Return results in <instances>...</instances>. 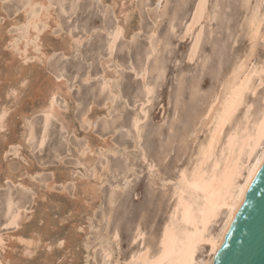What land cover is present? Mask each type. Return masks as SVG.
Here are the masks:
<instances>
[{
    "label": "rangeland",
    "instance_id": "1",
    "mask_svg": "<svg viewBox=\"0 0 264 264\" xmlns=\"http://www.w3.org/2000/svg\"><path fill=\"white\" fill-rule=\"evenodd\" d=\"M20 1L0 0V81L3 82H0V105H7L12 109L4 117L5 127L0 130H3L0 132V235L5 240L2 242L3 246H0V259L9 257L5 264H101L102 259L108 261V264H116L117 261L118 264H125L131 253L141 247V240L135 243L131 241L137 225H141L145 232V243L155 245L159 229L172 204L171 191L178 170L188 163L194 153L195 144L190 143L193 141L190 133L192 127L195 128L198 114L205 110L209 95L217 90L219 81L241 60L243 54L242 59L249 53L251 43L247 37L246 23L251 7L258 1L250 0L248 4L245 0L243 7V0H132L135 2L133 4L129 0H49L51 17H56L48 22L47 26H51V30L39 25L38 39L44 43L40 49L50 54L46 53L48 58H45L44 64L41 61L44 57L41 60L35 57L40 53L38 51L32 52L31 56L27 53L25 61H22L20 53H17L15 59L9 57L12 46L8 43V38L17 34L16 28L11 24L16 22L15 18L19 21L24 17L22 9L25 0ZM55 3L57 4L54 5ZM111 3L115 6H111ZM116 4H121V8ZM244 8H249V12H245ZM120 9L131 13L121 15L125 18L123 20L118 14ZM197 12L198 22L186 35ZM245 19L246 22H243ZM116 22L124 25L123 34L109 53L108 34ZM261 29L264 32V26ZM243 31H247V34ZM262 43L264 44L259 41L258 48H255L252 59L254 64H260L264 60ZM103 62L104 65L108 62L105 65H108L107 68L103 66ZM22 64L26 66L23 67ZM27 67H30L26 75L27 84L24 83L25 87L16 85L20 89L18 97L14 100L13 96H5L6 78L14 73L19 78L20 72L27 73ZM102 73L104 77L105 74L107 77L112 73L114 76L116 74V77L111 76L116 81L112 78L105 91L100 86ZM144 84L151 87L150 98L146 97ZM57 85H63L65 89L60 87L58 94L62 98L58 94L54 98L55 104H60L56 106H59L58 113L61 116L57 114V117L55 115L51 118L47 125L49 128H46L50 130L47 131L48 134L45 132L46 142L39 148L45 123L41 108L38 107L46 104L49 92ZM65 91H68V95ZM64 93L68 96L67 99ZM146 98L150 99L149 102H146ZM143 102L145 118L141 115L140 138L136 139L131 121L139 113ZM59 119H62V124ZM89 120L92 123L90 127L87 124ZM29 130H33L34 140L26 139ZM21 136L24 140H29L28 143ZM201 139L202 134L198 140ZM105 144L111 145L115 150H111L108 145L107 149ZM100 146L104 148L101 149ZM87 147H91V153ZM3 150L8 152L3 153ZM93 158L97 160L96 163ZM80 159L86 160L85 163L81 164ZM87 161L94 165L86 163ZM179 165L181 166L178 167ZM89 166L90 170L87 168ZM8 169L11 174L6 172ZM95 171L98 178L93 177ZM155 178L157 179L154 180ZM46 184H50V188ZM112 193H117L116 199ZM6 195L14 198L13 201L19 203L15 208H19L20 213L23 212L20 218L22 220H19L21 222L16 228L5 223ZM109 212H112L111 216H108ZM214 227L216 224L212 225V229ZM19 236L22 237V242L17 240ZM29 240L34 241V244L23 250L25 242ZM105 241L107 242L104 243ZM102 244L107 245L113 254L110 255V261L101 258L104 256ZM204 251L199 254H204Z\"/></svg>",
    "mask_w": 264,
    "mask_h": 264
},
{
    "label": "bare ground",
    "instance_id": "2",
    "mask_svg": "<svg viewBox=\"0 0 264 264\" xmlns=\"http://www.w3.org/2000/svg\"><path fill=\"white\" fill-rule=\"evenodd\" d=\"M48 1L49 0H25L23 3L24 6L22 9L23 13H24L23 19L20 18L21 21H20V19L18 21L15 18L16 22L12 21L14 23H12V24L9 23V24H11V26L16 28L15 30H17L16 35L14 34L15 30L13 28L14 32H12V31L11 32L14 34V36H11L9 38L7 36L8 43L11 44V46H12V49H10L11 54L9 55V57L11 56L10 59H13L17 55V53L18 54L20 53L19 55L22 57V61H25L28 58V56L26 55L27 53L30 55L32 52L38 51L40 53H38V55H35V57H38L40 60H41V58L44 57L43 60H41V61L43 62V64L46 62V61L44 62V60H45V58L46 59L48 58L47 55L49 53L46 52L47 53V55H46V53H44V51H41L40 48L43 46L44 43L42 44L38 38L40 36L39 25H41L42 28L48 27L47 25H48L49 20L52 18L55 20V17H56L54 15L51 17V4ZM76 1L77 0H75V2ZM129 1H131L132 4L134 2L132 0H129ZM158 1H160V0H158ZM243 1H244L243 7L248 1L250 2V0H247L246 3H245V0H243ZM255 1H258V2H255L256 5L254 7H251L252 8L251 10L248 8L250 10V13H249V16L247 18V23H246V27L248 30L247 37L249 39V43H251L250 44L251 46L250 47L248 46L250 48L249 53L248 54L246 53L247 55L245 54L246 55L245 58L242 59L244 57L243 56L244 54H243L242 57H240L241 60L239 59V61L231 67V70L229 72L227 71L228 72L227 75H225L222 79L219 78V80L220 79L221 80L219 81V85H217V87H218L217 90L212 95L211 94L209 95L210 99L209 100L207 99L208 101L206 102L207 104H206L205 110L204 111L201 110V112L198 114L199 116L197 119V123L195 124V128L192 127L193 129L192 128H191L192 130L190 129L192 131L190 133L191 134L190 136H191V139L193 141H191V142L188 141V142L195 144L194 153H193V155L191 154L192 157L190 156L191 157V158L189 157L190 159L188 158L189 159V161L187 160L188 163L185 164L184 166H182L178 170L174 184L171 182V184H173V186H172L173 188L171 191V197H170L171 201H172L171 207L169 208L167 217L164 220L162 227H160V229H159L160 232L156 238V241L155 242L152 241L151 240L152 238L149 239L152 242H154L155 245L153 246L152 244L145 243V241H144V239L146 238V237L144 238L145 232L142 231L141 225H137V227L134 229V234H133V237H131L132 238L131 241H132V243H135L138 240H141V244H140L141 247L137 251L131 253L129 258L125 262V264H145L146 261H156L165 252L164 245H165V234L166 233H168V236H169V239L167 242L168 248L173 251L172 258L177 262V264H213L215 256L217 255V252L219 251L221 245L224 243L225 237L230 230L229 229L230 226L233 224L239 210L241 209L242 205L244 204V202L247 198L248 192L251 189L253 182L255 181L259 171L261 170V168L264 164V139H262L260 136V125L262 122H264V60L260 61L261 63L259 61H257L260 64H256V63L254 64L252 62V59L254 57L253 55L255 54L254 52L256 50L255 48L258 45V42L259 41H260V43H261V41L264 42V32L261 31L262 30L261 28L264 26V0H255ZM55 2H57V0ZM58 2H59V0H58ZM124 2H125V0H124ZM249 2H248V4H250ZM159 3H161V2H159ZM56 4L57 3H55L54 5H56ZM121 4L120 5L116 4V5H118L120 7ZM130 4H128V7ZM112 5L115 6L114 4L111 3V6ZM4 6L5 5L3 3L2 7L4 8ZM247 7H248V5H247ZM244 9H245V12H246V10L248 11V9H246V8H244ZM199 11H201V10H199ZM118 12H119L118 14L120 16L121 15L126 16L127 13H131L130 11L127 12L126 9H120V10H118ZM146 12H148V11H146ZM248 12H247V14H248ZM120 16H118V17H120ZM156 16H157V18H159L158 15H156ZM121 17L123 18V20L125 19L123 16H121ZM198 17H199V12H197L194 15L193 19L191 20V23L187 29L186 35L192 31V29L194 28V26L198 22ZM122 18L120 20H122ZM152 18H153V16H152ZM155 18H154V20H155ZM157 18H156V20H157ZM116 20L118 21V19H116ZM154 20H153V23H154ZM158 21H159V19H158ZM158 21L156 23H158ZM10 22H11V20H10ZM122 22L121 23L116 22L117 24L112 29V31L109 32V34H108L109 39H108V44H107V47H108L107 50L109 51V53L112 52L116 42L118 41V39L123 34V26L124 25L122 24ZM243 22H246V19L243 20ZM53 23H55V22H53ZM244 26L245 25H243V27ZM50 27H48V28H50ZM10 29H8V30H10ZM50 30H51V28H50ZM243 32H244V34H247V31L246 32L243 31ZM151 34H152V31H151ZM245 36L246 35H244V37ZM5 37L6 36H4V38ZM87 37H85V39H87ZM151 38H153V37H151ZM80 42H82V41H80ZM159 42L161 44V41H159ZM4 43L6 44L7 42H4ZM249 43H247V44H249ZM9 44H7V45H9ZM160 44H159V47H160ZM262 45H264V44L262 43ZM0 46L2 47V45H0ZM3 46H4V44H3ZM72 47H73V45H72ZM4 48H5V46H4ZM157 48H158V46H157ZM257 48H258V46H257ZM75 53H76V51H75ZM52 54H51V56H52ZM49 56H50V54H49ZM52 57H54V56H52ZM38 58L35 59V61L38 60ZM191 58L192 57L189 58V61H191ZM19 59H21V58H19ZM6 60H5V64L8 65V63H6ZM48 61H49V59H48ZM102 61L105 62L104 59ZM104 62L102 63L103 66L108 64V62H110V60L108 62H106L105 65H104ZM111 62L113 63V61H111ZM145 63H147V62H145ZM14 64H16V63H14ZM23 64H22V66H23ZM25 64H27V63H25ZM102 64L100 66H102ZM46 65H47V63H46ZM147 65H148V63H147ZM155 65H157V64L155 63ZM11 66H9V69ZM25 66L26 65H24L23 67H25ZM107 66H105V67L107 68ZM115 66H117V65H115ZM158 68H159V66H158ZM27 69H28V67L26 68V70ZM29 69H30V67H29ZM29 69H28L27 73H25V72L21 73L19 71L20 72L19 78H17V76H18L17 73L11 74L10 78L9 77L6 78V83L4 82L5 83V85H4L5 86L4 87L5 96H13L14 100L18 97V94L20 93L19 92L20 89L18 90V88H16V85H21V87L22 86L25 87L24 83H26L28 81V80L26 81V75H28V73L30 71ZM55 69H57V68L55 67ZM143 69L147 70V68H143ZM26 70H23V71H26ZM16 71H18V70H16ZM59 71H58V73H59ZM56 72H57V70H56ZM152 72H154V70ZM156 72H157V70H156ZM159 72H161V71H159ZM104 73H106V72H104ZM104 73H102L103 74V80L101 81V84H100L101 90H103V91L106 90L105 89L106 87L108 88L109 82L113 78V77L111 78V76L112 75L114 76V74L112 73V74H110L111 75L110 77H107L106 76L107 74H105V77H104ZM109 73L110 72H108V74ZM149 73H150V71H149ZM30 74H31V72H30ZM32 74H34V73H32ZM60 74H62V73L60 72ZM141 74H142V71H141ZM136 75H138V74H136ZM37 76H38V74H37ZM60 76H62V75H60ZM87 76H88V74H87ZM98 76H100V75H98ZM138 76L140 77V75H138ZM145 76H146V74H145ZM114 77H116V74ZM220 77H222V75ZM100 78L102 79V77H100ZM114 79L115 78H113V80ZM85 81L87 82L86 79H85ZM115 81H116V79H115ZM0 82H2V81H0ZM69 82H68V85H69ZM111 82H112V80H111ZM72 84H74V83H72ZM112 84H114V81ZM147 85H149V84H147ZM147 85L144 84V89H145L146 97H149V95L151 94V91H150L151 87H148ZM58 86L59 85H57L54 90L49 92V98L48 99L45 98L48 100L46 102V104L42 107H40L41 105L38 107V108H41L42 112L41 111L40 112L43 113V115H44L43 118H44V123H45V127H44V130H42L43 132H42V135H41V138L39 141V146H40L39 148H41V146L42 147L44 146L45 134L47 133L48 130H50V129L46 130V128H49L47 125H49L51 118L52 117L54 118L55 115L57 117V114L61 116V113H58L59 112L58 111L59 106L58 107L56 106L59 103L55 104V101H54L55 96L59 93L60 87L63 88V85H60V87H58ZM100 86H99V88H100ZM18 87L20 88V86H18ZM48 89L49 88L47 87V90ZM51 89H52V87H51ZM142 89H143V86H142ZM103 91L100 92V90H99L100 93L104 94ZM109 92H110V90H109ZM66 93H67L66 95H68V91ZM38 94H39V96L41 95L40 92H38ZM111 94L113 95L112 91H111ZM111 94H110V96H111ZM64 95H65V93H64ZM66 95H65V97H66ZM58 96H59V94H58ZM237 96H242L243 103L240 104V106L237 107L235 109V111H232V103ZM256 96H258V97H256ZM67 97H66V99H67ZM114 97H116V96H114ZM255 97H256V99H255ZM4 98H6V97H4ZM37 98H38V96H37ZM60 98H62V97H60ZM148 100H150V99H148ZM148 100L146 98V102H149ZM44 101H43V103H44ZM59 101H60V99H59ZM141 101L142 100H140V102ZM13 102H15V101H12V103ZM6 103H8V102H6ZM113 104H114V102H113ZM110 105H112V104H110ZM144 105H145V103L142 104L141 108L138 107L140 109L139 113L135 114L134 117L132 118V121H131V125L133 126L135 133H136V136L134 134H133V136H135L136 139L140 138L139 124L142 120L141 115L142 116L145 115L143 113L144 112V110H143ZM106 107H108V106H106ZM201 107H203V106H201ZM38 108L36 110H38ZM13 109H15V108H13ZM9 110L10 111L12 110L9 106H7V105L3 106L2 104L0 105V130L5 127L4 117L7 115ZM109 110H110V108H109ZM109 110H108V112H110ZM10 111H9V113H10ZM102 112H104V111H102ZM15 114H17V113H15ZM24 115H26V114L24 113ZM23 117H25V116H23ZM27 117H29V115H27ZM83 118H84V116H83ZM144 118H145V116H144ZM56 119H58V118H56ZM61 120L59 119L60 123H61ZM86 120H85V122H86ZM225 120H226V122H225ZM82 121L84 123V120H82ZM23 122H25V121H23ZM51 123H52V121H51ZM62 123H63V121H62ZM87 124H89V127H90L91 126L90 124H92V123L90 121L89 123L87 122ZM41 127H42V125H41ZM50 127H51V125H50ZM61 127L65 128V126L63 127V125ZM61 127H60V129H61ZM130 128H131V126H130ZM131 130H132V128H131ZM2 131H0V132H2ZM32 131L29 130V134H28V137H26V139L27 138L28 139L33 138ZM200 134H202V139L198 140V138H200ZM141 135H142V133H141ZM190 136H188V138H190ZM22 138L24 140V137H22ZM141 139H142V137H141ZM32 140H34V139H32ZM28 141L26 143H28ZM34 142H36V141H34ZM103 143H106V142H103ZM140 143H141V140H140ZM109 144H107V145L110 147L111 145H109ZM17 145L19 146V143H16V146ZM20 145H21V143H20ZM105 145H104V147H105ZM107 145H106V148L108 147ZM91 146L93 147V145H91ZM11 147H12V145H11ZM104 147L100 146L99 148L102 149ZM193 147L194 146H192V148ZM87 149L89 151L92 150L91 147H90V149H89V147H87ZM110 149L113 150L112 146ZM88 150H87V152H89ZM5 151L8 152L7 150H5ZM5 151L3 153H5ZM191 152H193V151L191 150ZM82 153H84V152H82ZM85 153H86V151H85ZM89 153H91V151ZM115 153H117V152H115ZM86 154H85V156H86ZM100 154H103V152ZM113 154H114V152H113ZM92 155H93V151H92ZM136 155H137V153H136ZM101 156H103V155H101ZM97 157H96V159H97ZM144 158H145V156H144ZM93 160H95V159L93 158ZM85 161L81 160V164L83 162L85 163ZM96 161L97 160H95V163H96ZM126 162H127V160H126ZM181 162H183V160ZM86 163L90 164L89 161H87ZM90 165H92V163ZM93 165H94V163H93ZM103 165H106V164H103ZM151 165H153V164H151ZM85 166H87V165H85ZM180 166L181 165H179L178 167H180ZM150 167L153 168L152 166H150ZM87 168L89 169L90 166ZM105 168H107V167H105ZM42 170H43V168H42ZM91 170H92V168H91ZM108 170L109 169H107V171ZM129 170H130V167H129ZM10 171L11 170H9V169H8V171L6 170V172H10ZM104 171H105V169H104ZM104 171H102L101 173L104 174L103 173ZM93 172H94V170H93ZM154 172H155V170H154ZM176 172L177 171L175 170V174H176ZM38 173L39 172H37V174ZM152 173L153 172H151V174ZM10 174H11V172H10ZM35 174H36V172H35ZM95 174H96V171H95L93 177L94 176L97 177ZM31 175L34 176V174H31ZM10 176L11 175H9V177ZM33 176H31V177H33ZM153 176H155V175H153ZM102 177H103V175L101 176V179H103ZM104 177H105V175H104ZM153 178H152V180H153ZM4 179L6 180V178H4ZM99 179H100V177H99ZM156 179L157 178H155L154 180H156ZM17 180H18V178H17ZM105 180H106V178H105ZM96 183H97V181H96ZM165 183L170 184L167 182H165ZM50 184H52V183H50ZM100 184L99 185L97 184L96 186L100 187ZM103 184H104V182H103ZM166 184H164V185H166ZM49 185H47V186L50 188L51 185L50 186ZM22 186H23V184H22ZM120 186H122V185H120ZM26 187H28V186H26ZM114 189H116V188H114ZM11 192H13V190ZM11 192H10V194H11ZM113 192H117V191L113 190ZM26 193H29V192H26ZM24 194L25 193H23V195ZM112 195H113V193H112ZM112 195H109V196H112ZM13 196H16V195H13ZM113 196H116V197H114V199H116L117 193L114 194ZM25 197H26V195H25ZM13 199L11 197H8L7 201L4 202V203H6V206H5L6 207V209H5L6 215L5 216H7V221L5 223L7 226H10V227L11 226L15 227L18 224H20L21 221L19 222V220H22L20 218H21V214H23V212L20 213L21 210H19V208H15L16 206H19L18 205L19 203L16 204L13 201ZM109 199L112 200L110 197H109ZM109 208L110 207H108V209ZM24 209H26V208H24ZM111 213L108 216H111ZM3 214H4V212H3ZM5 219H6V217H5ZM105 220H107V219H105ZM108 221H110V220L108 219ZM214 224H216V227H214L212 229V225H214ZM113 233H115V232L113 231ZM3 236H5V235H3ZM15 236L16 235H14V237ZM112 236H113V234H112ZM19 237L20 238L17 237V240L22 242L23 241V239H21L22 237L21 236H19ZM113 237L116 238V236H113ZM2 238L3 237L1 234L0 235V246H3L2 242L5 241ZM7 238H9V237H7ZM108 238H110V237H108ZM4 239H5V237H4ZM112 239H114V238H112ZM112 239H110V240H112ZM24 240H26V239H24ZM32 240H35V239H32ZM32 240L25 242L26 245L25 244L24 245L26 247L24 246L25 248L23 247L24 248L23 250L28 249L27 246H32L34 244V243L32 244V242H34ZM85 240H86V238H85ZM147 240H148V238H147ZM114 241H112V242H114ZM106 242L107 241H105L104 243H106ZM102 245L103 246H101V247H103L102 249H103L104 256L103 257L101 256V258L109 259L110 255H113V254L110 253L111 251L109 248H107V245H105V244H102ZM108 245H109V243H108ZM104 246H106V247H104ZM110 246H112V245H110ZM135 247H137V246H135ZM94 249H95V247H94ZM202 250H205L204 254L200 255L199 253ZM30 251H31V248H30ZM30 251H28V252H30ZM100 253H102V251H100ZM112 257H111V260H112ZM8 259H9V257H4L3 259H0V264H5V262L8 261ZM116 259H115V261H116ZM102 260H103V262H105L104 264L109 263L108 261H105L104 259H102ZM102 260H101V262H102ZM109 261H110V259H109ZM103 262L101 264H103ZM117 262H115V263L118 264Z\"/></svg>",
    "mask_w": 264,
    "mask_h": 264
},
{
    "label": "water",
    "instance_id": "3",
    "mask_svg": "<svg viewBox=\"0 0 264 264\" xmlns=\"http://www.w3.org/2000/svg\"><path fill=\"white\" fill-rule=\"evenodd\" d=\"M213 264H264V164Z\"/></svg>",
    "mask_w": 264,
    "mask_h": 264
},
{
    "label": "snow or ice",
    "instance_id": "4",
    "mask_svg": "<svg viewBox=\"0 0 264 264\" xmlns=\"http://www.w3.org/2000/svg\"><path fill=\"white\" fill-rule=\"evenodd\" d=\"M243 103L242 96H237L235 100L232 103V111H235L237 107L240 106V104ZM226 122V120H225ZM260 136L262 139H264V122L260 125ZM168 233L165 234V252L162 254L156 261H146L145 264H177V262L172 258L173 251L168 248Z\"/></svg>",
    "mask_w": 264,
    "mask_h": 264
}]
</instances>
